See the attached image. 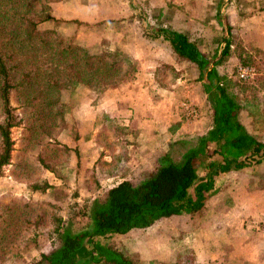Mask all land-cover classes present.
Returning <instances> with one entry per match:
<instances>
[{
  "label": "trees",
  "instance_id": "1",
  "mask_svg": "<svg viewBox=\"0 0 264 264\" xmlns=\"http://www.w3.org/2000/svg\"><path fill=\"white\" fill-rule=\"evenodd\" d=\"M53 1L0 0V177L13 160L14 127H23L27 148L40 145L43 136L53 137V130L60 126L58 105L71 81L101 91L127 82L135 64L125 53H94L78 43H67L55 29L41 28V23L53 18ZM147 34L166 38L178 60L199 67L207 91L213 92L212 127L198 137L174 141L153 171L123 180L91 201H77L79 211L70 217L53 213L49 227L44 215L29 214L30 202L0 210V264L23 261L22 244L37 243L44 229L52 249L41 252L31 264H196L191 249L180 251L173 263L143 261L114 245L112 238L174 216L187 215L197 221L210 197L223 189L220 177L252 172L264 163V140L241 120L243 105L216 68L221 60L212 61L184 32L159 27ZM13 95L18 105L12 102ZM114 129L116 133L125 130L118 122ZM202 168L209 171L205 180L200 179ZM51 186L48 181L29 183L33 192H46Z\"/></svg>",
  "mask_w": 264,
  "mask_h": 264
},
{
  "label": "rangeland",
  "instance_id": "2",
  "mask_svg": "<svg viewBox=\"0 0 264 264\" xmlns=\"http://www.w3.org/2000/svg\"><path fill=\"white\" fill-rule=\"evenodd\" d=\"M67 1L70 0L52 2L53 18L41 23V28L60 30L68 36H74V39L70 40L62 35L67 43H78L94 53L110 50L127 54L135 61L131 67L130 75L125 80L127 81L125 83H128L137 72L138 62L129 54L130 52L121 50L124 44L117 45L105 41L106 29L102 24L95 27H80L73 33L68 27V22L64 23L63 18L58 16V5ZM191 1L193 3L200 1L208 3L209 0ZM147 3L156 4V2L148 1L141 3L140 0L130 2L132 6L138 4L144 6H141V9L136 8V11L132 10L133 23L136 22V27L130 25L118 29V31L122 30L121 32L127 33L125 37L133 40L136 34L145 36L148 35V32L155 31L160 27L156 23L161 20V17H158V13H155L154 10L147 11ZM257 8L264 10V0H258ZM196 9L199 11L198 17H205L209 20L211 15L218 14L214 9L213 11L207 8ZM196 9L192 12L194 15ZM130 18L123 20L132 23ZM220 18L216 16V23L207 24V27L197 28L192 25V32H189L190 37H194L196 40L205 38L206 40L202 41L200 45L203 52L212 61L221 60L219 64L221 70L225 65L222 76L226 78L231 92L239 98L243 105L241 120L249 131L264 140V52L259 54L260 57H253V54L251 55L239 40L241 30L236 31L238 34L234 32V27L229 26L226 18L219 24ZM71 26L75 27L74 23ZM218 41L223 44L218 46ZM228 44L233 46L226 49ZM134 46L138 47L137 44ZM131 47L134 49L132 45ZM226 50L227 52L229 50L227 55L224 54ZM237 55H241V57L237 58ZM239 64L255 66L258 75L253 80L241 81L236 73ZM184 65L192 72L189 82L198 84L196 82L199 81L200 75L193 73L195 64ZM174 75L171 72L169 77L172 78ZM119 85L111 84L108 87ZM106 88L101 91L92 90L71 81L63 90L58 105L62 108V116L58 121L60 126L53 130V137L43 136L40 145L27 148L24 139L26 132L23 127L13 128V136L16 141L13 160L6 167L4 175L0 177L1 211L10 206H23L30 202L32 206L29 214L32 216L44 215L47 220L46 227H49L50 217L53 213H59L68 218L79 211V208L75 207L77 201L82 203L91 201L126 178L134 180L139 175L137 173L139 170L153 171L156 168L157 157L150 158L155 167H119L128 161V159H123L126 157L124 155H126L125 146L128 145L126 142L128 138L124 137L120 140L114 138L115 135L119 136V131L116 133L114 129L117 119L101 113L93 124H88L86 118L79 117L77 111L85 106L88 95L92 94L94 102L99 101ZM192 90L198 96L204 91L201 84L199 87L193 86ZM192 90L191 92H193ZM89 91L92 93H88ZM212 97L213 92L206 102L209 111ZM192 100L188 96L182 100L181 106L184 111V103L196 105ZM12 102L15 105L19 104L15 95L12 96ZM194 109L198 113L197 117H190L187 114L185 117L190 120L199 118L200 111L197 107ZM91 139L97 143L98 147L92 146ZM41 157L52 166V170L45 167ZM206 161L207 158L204 157L203 162L206 163ZM254 171H239L233 173V177L230 176L231 174H226L218 179L223 187L218 193L222 191L227 194L232 193L238 201V213L235 214L238 221L235 225L231 226L226 223L227 225L221 226L219 224L222 222L219 220L220 217L227 218L232 213L206 215L210 209L208 205L205 214L197 221L187 215L174 216L162 220L148 229L134 230L126 235H116L112 238V243L124 251L139 256L143 261L158 259L173 263L180 251L191 249L196 255V264H264V163L261 166H255ZM199 174L200 179L205 180L209 171L202 168L199 170ZM36 180L39 183L48 181L52 186L46 192H33L29 183ZM246 187L256 190L258 194L256 201L245 203L242 189ZM217 194L210 197L209 203H212ZM222 208H224L222 202H216L212 213H218L222 211ZM23 245L25 244H22L25 258L23 261L13 262L14 264H31L41 252H49L52 249L46 229L42 230L37 243H31L28 247Z\"/></svg>",
  "mask_w": 264,
  "mask_h": 264
},
{
  "label": "crops",
  "instance_id": "3",
  "mask_svg": "<svg viewBox=\"0 0 264 264\" xmlns=\"http://www.w3.org/2000/svg\"><path fill=\"white\" fill-rule=\"evenodd\" d=\"M131 1L70 0L58 5L57 10L58 16L63 18L64 23L68 22V27L73 33L80 27H95L102 24L106 29L105 41L117 45L124 44L121 50L130 52L129 54L138 62L137 72L128 83L106 88L99 101L94 102L92 94H89L85 106L77 112L79 117L86 118L88 124H93L96 117L101 113L117 119L119 125L125 130L119 133V136L113 137L118 140L124 137L128 138L126 139L128 145L125 146L126 155H124L126 157H122L128 161L119 167L147 168L155 167L150 158L157 157L158 162V158L170 150L174 141L182 138H195L205 134L213 124V108L211 105L209 111L206 107L211 92L206 89L205 76L202 77L201 70L197 65H194L196 67L193 66L195 70L193 73L200 75L199 81L196 82L198 84L189 82L192 72L184 64L190 65V63L178 60L169 40L163 37L153 38L138 34L132 40L125 37L127 35L125 31H118L119 28L130 25L136 27V22L133 23L132 10L141 9V6L144 5L132 6ZM140 1L141 3H145V1L156 2L155 5L147 3L148 8L146 7V9L149 12L154 10L155 13H158V17H161V20L156 23L157 26L184 32L189 36V32H192V25L197 28L207 27V24L216 23V16L221 17L219 24L226 18L229 26L234 27V32L241 30L239 40L248 52L253 54V57H260L259 54L264 52V10L257 8L258 0H209L208 3L201 1L193 3L191 0ZM196 8H207L211 11L214 9L218 14L211 15L210 20L205 19V17L197 16L199 11ZM195 9L194 15L192 12ZM128 17H131L132 23L126 21ZM124 18H126L125 21ZM72 23L75 27L71 26ZM59 33L67 39H74V36H68L62 31ZM190 38L191 40L194 39L193 41L203 51L200 45L206 39ZM136 44L138 47L134 46ZM220 44L223 43L218 41V46ZM228 45L230 48L233 46L232 44ZM227 54H229V50ZM237 56V58L241 57V55ZM219 64L216 65V68L222 75L225 65L222 66L221 70ZM171 72L173 75L175 74L172 78L169 77ZM199 84L204 89L200 96L192 90L193 86L199 87ZM185 96L193 99L192 102L196 104L194 107L200 111L199 118L190 120L185 117L186 110L184 111L181 106ZM90 141H93L92 146L98 147L93 139ZM141 172L143 170H139L137 173L140 174ZM233 173L237 172L230 173V176H234ZM224 192L218 193L213 198L212 203H208L210 209L206 215L232 213L227 218L220 217L219 220L222 222L219 224L221 226L227 224L233 226L238 221V217L235 215L238 213V201H236L234 194ZM242 193L245 203L256 201L258 194L253 188L246 187L242 189ZM216 202H222L224 208L218 213H212Z\"/></svg>",
  "mask_w": 264,
  "mask_h": 264
},
{
  "label": "built area",
  "instance_id": "4",
  "mask_svg": "<svg viewBox=\"0 0 264 264\" xmlns=\"http://www.w3.org/2000/svg\"><path fill=\"white\" fill-rule=\"evenodd\" d=\"M237 76L241 81L253 80L257 75V68L253 65L239 64L237 66ZM186 114L190 117H197L198 113L194 109L191 103H184Z\"/></svg>",
  "mask_w": 264,
  "mask_h": 264
}]
</instances>
